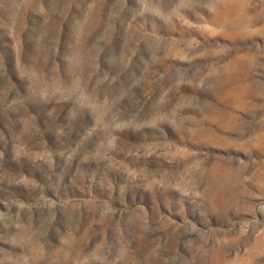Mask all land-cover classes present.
I'll return each mask as SVG.
<instances>
[{
	"label": "rangeland",
	"instance_id": "obj_1",
	"mask_svg": "<svg viewBox=\"0 0 264 264\" xmlns=\"http://www.w3.org/2000/svg\"><path fill=\"white\" fill-rule=\"evenodd\" d=\"M0 264H264V0H0Z\"/></svg>",
	"mask_w": 264,
	"mask_h": 264
}]
</instances>
